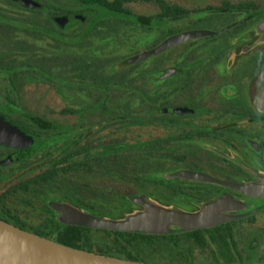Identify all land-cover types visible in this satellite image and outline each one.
<instances>
[{
  "label": "rangeland",
  "instance_id": "1",
  "mask_svg": "<svg viewBox=\"0 0 264 264\" xmlns=\"http://www.w3.org/2000/svg\"><path fill=\"white\" fill-rule=\"evenodd\" d=\"M39 4L38 7H29L22 0H8L0 2L1 12L6 16L0 17V21L12 25L14 32L11 38L1 36L0 53L4 63H8L4 68H0V107H8L12 112H28L38 116L46 117L58 125L56 140L47 143L38 152L43 155L46 149L56 151L61 145L76 141L79 134L88 129L94 128L98 123L113 116L112 109L125 102V99L133 95L141 98L146 95V99H140V106H144L149 101V95H160L166 99V104L178 106L183 100L178 85L181 65V51L179 48L164 54H152L147 58L129 62L134 56L147 52L160 43L162 37L160 30L156 28L147 30L138 24L135 17H128L123 14L108 11L98 5H82L79 0H33ZM169 3L178 4L187 8H207L221 7L224 1L232 4L239 2H253L257 7L264 6V0H166ZM46 7L40 11H34L36 8ZM12 6V7H11ZM14 6V7H13ZM126 6L135 14L151 16L159 13L160 9L154 0H130ZM60 10V11H59ZM211 12H204L193 15L190 21L202 20L210 16ZM61 18H68V23L64 26L58 21ZM76 18L80 23H73L70 19ZM129 21L133 24L123 23L118 26L116 23ZM187 21V22H190ZM79 24V25H78ZM185 24V21L174 23L173 26ZM220 23L209 20L201 21L197 24L184 25L178 29L179 33L190 30H206L216 32ZM82 28L87 34H91L85 44L73 48L72 38L76 27ZM171 24L166 23L164 27ZM251 26V25H250ZM161 29V28H160ZM51 30V32H50ZM235 40H229V45L240 43L236 50H228L226 64H233L232 56L236 51V57H242L244 52L243 45H250L257 38H264L258 24H253L249 30H240ZM91 32V33H90ZM67 36V37H66ZM223 41V40H222ZM202 42L193 50L188 52L190 59L196 60L193 64L198 65L210 52L212 44ZM216 42H221L220 40ZM256 47V45L252 46ZM173 48H170L172 50ZM195 49L199 51L195 52ZM169 50V51H170ZM197 58H200L198 61ZM91 65L90 70L79 75V68L82 64ZM159 61V62H158ZM115 64V65H114ZM157 68V69H156ZM101 69L100 74L104 79L94 83L91 77L95 72ZM211 70V71H210ZM217 69H208L206 72L198 75V81L195 84L194 92L206 97L204 103L206 106L213 105L212 97L216 100H222L227 97L235 96L231 94L232 88L220 87L219 80L226 81L227 78L220 77ZM85 76V77H84ZM226 79V80H225ZM264 81V77L262 78ZM107 82L108 85L99 84ZM191 91V90H189ZM188 91V93H189ZM258 95V92L256 91ZM136 102V103H137ZM135 104V103H134ZM138 104V103H137ZM206 117L198 119V123H206ZM257 130V129H256ZM179 128L159 125H133L126 129L123 127L109 126L108 128L88 132V138L94 143L97 138H101L102 143L108 138H122L123 136L129 142L148 141L157 137L165 140H171L178 135ZM230 140H233L230 138ZM96 144V143H95ZM235 145L240 147V152L229 151L223 142L203 140H187L185 142L171 141L164 147L167 151L176 150L177 153L199 150L213 155H218V160L205 158L200 162L193 164L205 169L218 179H230V175L237 173L236 163L238 156L245 160L256 169L258 157L252 151L245 138H237ZM212 147H217L226 152V159L220 157L221 153H212L208 151ZM98 152L92 153L96 155ZM189 162V161H188ZM187 162V163H188ZM191 163V162H190ZM192 164V163H191ZM192 164V165H193ZM186 165L177 164L168 159L166 161L164 176L157 175L165 180H183L191 181L177 174ZM240 173H244L240 169ZM239 174V175H241ZM213 176V177H214ZM242 176V175H241ZM120 177V176H119ZM117 176L105 175L102 172L95 174H80L78 181L87 183L94 188L108 190L109 192H121L122 194L133 193L138 198L136 187L125 186L121 178ZM198 181V180H197ZM192 183L197 185H206L204 182ZM244 184H247L243 182ZM217 191L225 190L224 186L215 187ZM149 198L146 206L133 200L131 208L126 212L148 210V206L165 208H174L176 211L195 213L205 210L207 205L201 204L200 200L193 199L186 195H172L166 191L150 189L147 194ZM237 201V200H236ZM246 206L243 211L264 208V197L258 196L245 200ZM239 202V201H238ZM242 203V207H243ZM171 210V209H170ZM126 213H118L115 220H127L131 216ZM140 213V212H139ZM224 213V212H223ZM37 214V213H36ZM138 214V213H137ZM226 214V213H225ZM39 215V213L37 214ZM136 215V214H135ZM45 216V215H44ZM43 216V218H44ZM41 220V219H40ZM39 221V219H36ZM255 229L262 231L260 242H256L254 237H249L240 247L239 252L244 257L248 253L256 252L255 258L264 259V210L259 211L255 217ZM174 226L168 225L171 230ZM251 234V233H250ZM197 250V249H196ZM195 250L196 262L201 263L209 258V250L201 252ZM157 262V261H156Z\"/></svg>",
  "mask_w": 264,
  "mask_h": 264
},
{
  "label": "flooded vegetation",
  "instance_id": "2",
  "mask_svg": "<svg viewBox=\"0 0 264 264\" xmlns=\"http://www.w3.org/2000/svg\"><path fill=\"white\" fill-rule=\"evenodd\" d=\"M260 8L261 18L257 21L245 16L239 19L229 16L222 22L224 27H221L220 30L225 29L223 32L218 33L219 30H217L215 35L190 39L177 45L182 52L180 54L182 60L179 68L181 74L179 76L178 85L183 94V100L178 106L168 104L167 108H165V114L168 119L166 126L179 128L177 135L180 137V140H178L179 142H185L187 140L196 141L197 139L203 140L204 138L210 142H223L229 151L232 150L238 153L240 152V147L235 145L234 142H236L237 138H245L252 148V151L257 154V167L254 169L244 157L238 156L239 160L235 162L238 167L236 168L237 173H233L228 177L232 179L231 181L239 183L245 182L247 184L257 183L264 187V81H261L264 77V38H257L250 45H243L244 52L246 53L242 55V57H236L237 53L235 51L232 56L233 64H226L228 50H236L238 45H240V43L229 45L228 41L230 39L235 40L241 35L243 32L241 33L240 30H250L252 25L257 23L259 28L264 31V6ZM242 21H245L246 26ZM218 40L221 42H216ZM209 41H211L212 47L209 50L210 52L205 56L206 58L198 65L193 64L196 60H191L190 55H187L188 52L197 47L196 45ZM254 45H256V47H252ZM170 48L163 52L170 53L175 50H170ZM196 51L199 50L195 49V52ZM197 59L198 61L201 60L200 58ZM215 68L217 69L216 71H219L220 77L227 78V80L225 79L226 81H223L224 79L219 80L217 84L222 88H232L231 94H235V96L216 100V92L215 97H212L214 101L213 105L210 107L206 106V103H204L206 97L196 94L193 90L198 81V75L206 72L208 69ZM179 110L182 111L180 112ZM202 117H206V123H198L197 120H202ZM173 118H178V125L175 126L170 122ZM0 119L14 127L18 131L16 135L23 133L25 136L32 138V143H27V140H21V145L0 143L1 220L19 228L20 226L27 227V230H23L31 232L33 226H39L44 223V215L47 216L49 214L58 221L61 219V213L53 208L52 203L73 206L84 212L73 201L69 199L63 200L60 196H135L134 194H122L121 192L106 193V190L91 193L89 192V184H81L78 181V176L80 174L90 175L88 161L91 157H95L103 151L104 147L100 145L105 142L102 143V141H99L97 144L94 142L93 144L95 147L92 152H90L89 147L86 146L84 152L78 154L75 152L78 148L79 137H77L76 141L61 145L58 150L54 152L46 149L43 155H39L38 152L42 147H46L45 145L47 143L59 138V136H55L58 131V125L56 123L46 117L38 116L33 113L24 111L15 113L5 106L0 107ZM49 124H52L53 128H47L46 126ZM117 126L120 127V123H118L116 127ZM0 134L2 133L0 132ZM16 135H9L4 138L8 141L17 142V140L20 139L19 136ZM230 138L233 140H230ZM116 139L120 140V137ZM85 140L90 142L88 135ZM197 151L200 152L199 150ZM208 151H213L212 153L220 152V157L226 159V152H223V150L217 147H212V149H208ZM95 152H98V154L92 156L91 154ZM202 154L203 157L207 159L213 158L218 160L219 157L216 154L213 155L206 152H202ZM79 161H85V168L81 170L70 169L71 165ZM56 165H58V167L54 168ZM191 166L194 168L192 171L203 172L214 176L199 166L194 164ZM51 169H59L61 177H47V174L52 171ZM183 169L187 170L185 167H183ZM240 169H243L244 173L241 174ZM96 172L100 171H94L93 174ZM116 174L117 177H119V171H117ZM214 177H218V175ZM190 180V182L194 181V179ZM63 182L68 183L71 188L74 186L77 191H65V188L61 186ZM224 187L226 188L225 190H216L212 195L206 196L204 202L201 201L200 203L208 205L219 197H228L237 200L245 205L236 209L222 210V212L235 215L236 217L233 221L240 220L242 224H219L202 229L219 228L234 230V235L230 237L232 245L236 247L235 254L238 261L250 260L251 262L244 263H253L252 261L255 259L256 262H258L262 259L255 258L256 252L248 253L247 256L244 257L242 253L239 252V249L249 235L250 238L254 237V240L259 244L262 231L255 229L256 227L252 223L254 222L255 215L259 211L264 210V208L243 211V208L247 204L245 200L258 196L247 195L233 188ZM98 189L101 190V188ZM47 196H55V200H49ZM144 197L145 201L148 203L149 198L147 194H145ZM261 197H264V195ZM140 203L143 206L147 205V203ZM137 212L141 213V211ZM36 213H39V215ZM36 219H39V221H36Z\"/></svg>",
  "mask_w": 264,
  "mask_h": 264
},
{
  "label": "trees",
  "instance_id": "3",
  "mask_svg": "<svg viewBox=\"0 0 264 264\" xmlns=\"http://www.w3.org/2000/svg\"><path fill=\"white\" fill-rule=\"evenodd\" d=\"M2 1L4 0H0V2ZM129 1L130 0H79L82 5L95 4L114 13L123 14L128 17H135L141 27L149 31L155 28L160 30L162 41L179 33L178 29L186 24L198 25L201 21H207L210 19L212 22L221 24L218 29L219 33L225 30H220V28L224 27L222 22L229 16L238 19L245 16L253 18L254 21L261 18V8L257 7L253 2H239L238 4H232L229 1H224L221 7L191 9L178 4L169 3L166 0H154L159 6V13L151 16H143L133 13L126 6V3ZM8 2L14 5L13 2L11 3V0H8ZM45 7L46 4H43L42 8H36L34 11H40ZM1 10L2 7L0 6V17L6 16ZM204 12H211L213 14L202 20L190 21V18L193 15H198ZM70 21L73 23H80L76 18H72ZM180 21H185V24L173 26L174 23ZM123 23H128L130 25L133 24L129 21L122 23L115 22L118 26L123 25ZM166 23L171 24V26L167 28L164 27ZM242 23L246 26L245 21H242ZM13 32L14 29L12 28V25L0 21V42H3L1 36L11 38ZM90 35L91 34L84 32L79 26L74 28L73 34L69 36L72 38L73 48L85 44V41L88 40ZM177 48L178 46L173 47V49ZM2 54L4 53H0V68H4L8 64L6 62L4 63V56L1 57ZM159 54H164V52ZM88 65L91 64L88 63L87 59L86 63L80 66L79 75H81V77L83 76V73L91 69V66ZM4 69L9 71L7 68ZM100 72L101 69L95 72V76L91 77V79L95 81L94 83H97L96 81H99L98 79H100V81L104 79L102 75L103 73L100 74ZM99 84L108 85L109 83L100 82ZM141 98L145 100L146 95H141ZM141 98H139L138 95H133V97L130 96V98L125 99V102L118 105L117 108L111 110L113 113L111 118H107L103 122L94 126V128L88 129L84 133L79 134L78 148L75 152L78 154L83 153L86 146H88L89 151L92 152L95 145L90 139V142L85 140L88 132H93L95 130L99 131L108 128L109 126H116L118 123H120L121 127L126 129L133 125L143 126L148 124L165 127L168 122L165 114V108H167L165 102L166 99L160 95H149V101L144 103L145 105L142 107L140 106L142 102H137ZM170 122L175 126L179 123L178 118H173ZM46 127L53 128V125L49 124ZM178 140H180L179 136H174L171 140L157 137L148 141H136L131 143L124 136L120 138V140L114 137L108 138V140H105L104 144L100 145L104 147L103 151L100 152L99 155L89 159V172L90 174H93L94 171H100L105 175L114 177L117 176L116 172L119 171L122 184L125 186L136 187L135 194L141 197L148 194L150 189H154L158 191H166L175 196L186 195L204 202L206 196L215 193V187H220V184L204 182L206 185H197L189 181L165 180L159 178V176L157 177V175L164 176L163 173L165 172L166 161L168 159L177 164L186 165L185 168L190 171L194 169L191 166L194 159L195 163L203 160L201 157L202 152H198L197 150L181 153H177L176 150H165L164 147L166 146V143L169 144L171 141L177 143ZM99 141H101V138H97L94 142L97 144ZM84 163L85 161L74 163L70 166V169L81 170L85 168ZM57 167L58 165L54 166V168ZM51 170L52 171L47 174V177H61L59 169ZM179 171H177V173ZM61 186L65 188V191H77L74 186L71 188L66 182H63ZM89 192L97 193L102 192V190L90 186ZM105 192L108 193L109 191L107 190ZM110 192L114 193L113 190ZM47 197L49 200H55V196ZM60 197L63 200L69 199L73 201L85 213L103 219L114 220L118 213H126L131 208V202L137 198V196ZM168 209L175 210L172 207H169ZM137 213V211H131L126 214L130 216ZM43 221L44 223L42 225L33 226L31 232L54 240L65 246L87 250L104 256L118 257L124 260L149 264H233L251 262L250 260L238 261L235 254L236 247L232 245L230 237L231 235H234V230L232 229L209 228L185 231L179 226L172 225L174 228L171 230L169 229L166 233L153 234L140 231L132 232L70 225L64 223L62 219L58 221L49 214L44 216ZM235 224H242V222H240V220L233 221L232 219L221 225ZM20 228L28 229L23 226H20ZM196 249L201 252L211 250L209 258L201 263L196 262ZM252 262H256V260L254 259ZM258 262H264V260L262 259Z\"/></svg>",
  "mask_w": 264,
  "mask_h": 264
},
{
  "label": "water",
  "instance_id": "4",
  "mask_svg": "<svg viewBox=\"0 0 264 264\" xmlns=\"http://www.w3.org/2000/svg\"><path fill=\"white\" fill-rule=\"evenodd\" d=\"M29 7H38L39 4L33 0H22ZM62 26L68 23V18L58 20ZM216 32L206 30H190L175 34L153 49L129 59V62L141 61L152 54H159L164 50L179 45L190 39H196L215 35ZM180 112L182 110H179ZM0 143L21 145V140L32 143V138L25 136L9 123L0 119ZM9 135L19 136L17 142L8 141L4 137ZM27 145V144H25ZM179 176L198 181L214 182L223 186L233 188L251 196H263V185L243 184L226 179H218L209 174L190 170H181ZM142 202L143 199L135 198ZM53 208L61 213L64 223L70 225L87 226L98 229H111L121 231H140L146 233L160 234L168 231V225H176L185 231L196 230L216 226L234 219L235 215H229L222 210L236 209L242 206L232 198L219 197L209 203L205 210L188 213L148 206V210L131 216L127 220L103 219L92 214L78 210L65 204L52 203ZM0 264H149L124 260L118 257L104 256L87 250H81L62 245L54 240L42 237L32 232L23 230L0 219ZM233 264H264V262L233 263Z\"/></svg>",
  "mask_w": 264,
  "mask_h": 264
}]
</instances>
